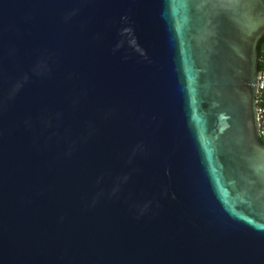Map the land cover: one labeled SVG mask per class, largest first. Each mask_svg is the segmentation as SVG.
<instances>
[{
  "label": "water",
  "instance_id": "1",
  "mask_svg": "<svg viewBox=\"0 0 264 264\" xmlns=\"http://www.w3.org/2000/svg\"><path fill=\"white\" fill-rule=\"evenodd\" d=\"M264 0H0V264H264Z\"/></svg>",
  "mask_w": 264,
  "mask_h": 264
},
{
  "label": "built area",
  "instance_id": "2",
  "mask_svg": "<svg viewBox=\"0 0 264 264\" xmlns=\"http://www.w3.org/2000/svg\"><path fill=\"white\" fill-rule=\"evenodd\" d=\"M257 102H258L259 121L261 124L260 134L262 138L264 137V47L261 53Z\"/></svg>",
  "mask_w": 264,
  "mask_h": 264
},
{
  "label": "trees",
  "instance_id": "3",
  "mask_svg": "<svg viewBox=\"0 0 264 264\" xmlns=\"http://www.w3.org/2000/svg\"><path fill=\"white\" fill-rule=\"evenodd\" d=\"M263 47H264V40L261 42V45H260V51H261V53H262ZM261 140L264 143V137H262Z\"/></svg>",
  "mask_w": 264,
  "mask_h": 264
}]
</instances>
